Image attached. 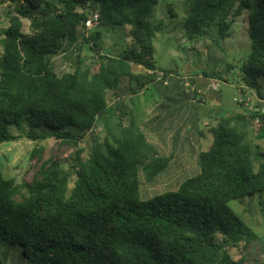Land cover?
<instances>
[{
  "label": "trees",
  "instance_id": "16d2710c",
  "mask_svg": "<svg viewBox=\"0 0 264 264\" xmlns=\"http://www.w3.org/2000/svg\"><path fill=\"white\" fill-rule=\"evenodd\" d=\"M159 1L0 0L10 3L9 27L0 41V148L22 138L58 141L49 158L43 147L33 149V175L22 184L0 172V264H248L257 235L230 204L264 195V149L233 123L259 119L264 135V107L219 118L210 128L212 145L198 154L195 175L176 190L145 198L143 185L160 178L173 156L150 141L133 111L109 105V93L121 89L131 93L132 102L149 84L177 83L185 91L183 79L155 61L149 20ZM184 5L191 42L211 39L220 45L249 13L242 33L250 53L239 68L228 63L225 74L238 68L243 86L264 101V0ZM95 14L98 24L89 33L86 22ZM24 20L30 33L24 32ZM116 26L131 27V41L123 53L103 56L99 41ZM86 51L100 58L97 72L86 68ZM61 54L72 58L68 72L57 70ZM134 66L149 73L145 81ZM157 72L164 74L162 81L156 82ZM208 75L228 81L219 71ZM116 115L122 135L110 126ZM66 151H72L68 159Z\"/></svg>",
  "mask_w": 264,
  "mask_h": 264
},
{
  "label": "rangeland",
  "instance_id": "374dc122",
  "mask_svg": "<svg viewBox=\"0 0 264 264\" xmlns=\"http://www.w3.org/2000/svg\"><path fill=\"white\" fill-rule=\"evenodd\" d=\"M186 0H160L155 7L153 18L149 21L154 32L155 61L157 66L164 72H169L173 77H180L182 80H209L211 82L215 76H204V73L219 71L227 78V82H221V90L211 92L202 98L191 88H185L186 96L169 95L164 92L166 88L161 84H149L143 90L138 91L132 102V95L129 91H118L109 93V105L114 110L120 105H124L138 116V121L146 131L151 142L158 145L162 153L166 156H173L170 168L154 183L143 185L145 198H152L167 191L176 190L187 178L192 177L198 170L197 158L201 151H207L213 143L210 128L217 125L216 118H228L234 114H247L249 108L256 109L264 107V101L260 100L256 93L246 89L241 82L239 67L247 59L251 44L243 35V20L249 13L245 11L243 16L237 20L229 32V38L220 45L215 44L211 39L208 41L191 42L186 38L184 24L186 20ZM10 3L0 4V41L4 37V31L9 27L6 12ZM96 28V27H95ZM95 28L89 29L93 33ZM131 31V27L116 26L104 34L99 41L102 48L100 52L103 56H116L123 53L131 39L126 37ZM24 32L30 33V23L24 20ZM1 52V46H0ZM86 60V68L94 73L99 70L100 58L96 53L86 51L83 53ZM234 64L235 68L231 74H225L226 65ZM57 70L59 73L71 70L72 58L68 54H61L56 57ZM134 72L138 74L141 81H145L149 73L142 67L134 66ZM162 73L155 75L156 82ZM198 77V78H197ZM162 81V80H161ZM196 84V83H195ZM122 88V87H121ZM197 92H205L207 86L196 84ZM241 91L251 97V104L235 102V98H241ZM196 98L198 103H192ZM207 105H200L205 103ZM185 104L193 116L199 121L194 126L182 118V113L175 117V123L166 122L159 131L152 127V119L159 113L172 111L178 105ZM126 108V109H127ZM253 110V109H252ZM168 111V112H167ZM181 113V114H180ZM115 114L118 115L117 112ZM114 116L110 121L111 128L115 134L122 135L123 128L120 126L119 117ZM234 125L243 132L250 143L260 145L264 149V135L259 134V126L252 121L243 124L234 121ZM98 133L104 134L105 129L98 126ZM104 136V135H103ZM36 146L45 149V156L49 158L54 148H58V141L48 139L36 144L26 138L17 142L7 143L0 148V172L8 179H14L18 184L33 175L31 168V153ZM85 146V145H84ZM90 144L86 145L88 155ZM72 151H66L63 158L68 159ZM26 195V192L18 196V200ZM235 213L244 223L249 225L257 235V240L252 244L248 252V264L264 263V195L246 198L243 201H233L230 204ZM235 259H240L238 250L231 251Z\"/></svg>",
  "mask_w": 264,
  "mask_h": 264
},
{
  "label": "crops",
  "instance_id": "0c3cea01",
  "mask_svg": "<svg viewBox=\"0 0 264 264\" xmlns=\"http://www.w3.org/2000/svg\"><path fill=\"white\" fill-rule=\"evenodd\" d=\"M165 88L167 91L164 90V92L169 94V95H177L178 94L181 96H186L184 90L177 83H173L169 87H165ZM206 101L207 100H205V103L202 104L203 106L207 105ZM179 112L182 113V115H181L182 118H184V116L187 115L185 117V120L190 122V124L193 126L195 124H197V122L199 121V119L195 115L193 116V112H191V110L188 107H186L185 104H180L177 106V108H173L172 111H169L168 114H164L166 112H163V113H159L158 116H155L151 122L152 127L156 128L157 129L156 131H159V128L163 124H165L166 122H169L171 125L174 124L175 120H176L175 117L179 116ZM216 119L218 120V118H216Z\"/></svg>",
  "mask_w": 264,
  "mask_h": 264
},
{
  "label": "built area",
  "instance_id": "2783aa9c",
  "mask_svg": "<svg viewBox=\"0 0 264 264\" xmlns=\"http://www.w3.org/2000/svg\"><path fill=\"white\" fill-rule=\"evenodd\" d=\"M98 20H99V16L98 14H95L93 16H90L89 20L86 22V27L89 29H92V28H95L98 24ZM158 73V72H157ZM156 73V74H157ZM161 73V72H160ZM163 77H164V74L162 73V76L158 78L159 81L163 80ZM184 82V86L185 88H191L194 92H197V89H196V86H194L191 81L188 79V80H183ZM166 85L168 84V82L165 83ZM221 86H222V83L218 80H212L208 86H207V90H205V92H197L202 98H204V95H207L208 93L210 92H218L221 90ZM235 102H243L245 103L246 105H249L251 104V97L248 96V95H243L242 92H241V98H235L234 100ZM192 103L196 104L198 103L197 99L194 98L192 100ZM250 109H254V108H251ZM259 123V119H256L254 121V124H258Z\"/></svg>",
  "mask_w": 264,
  "mask_h": 264
}]
</instances>
